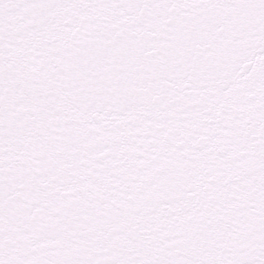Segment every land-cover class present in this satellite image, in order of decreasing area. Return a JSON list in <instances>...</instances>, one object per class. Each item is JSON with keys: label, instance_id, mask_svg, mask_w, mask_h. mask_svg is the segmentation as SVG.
Listing matches in <instances>:
<instances>
[{"label": "snow or ice", "instance_id": "obj_1", "mask_svg": "<svg viewBox=\"0 0 264 264\" xmlns=\"http://www.w3.org/2000/svg\"><path fill=\"white\" fill-rule=\"evenodd\" d=\"M0 264H264V0H0Z\"/></svg>", "mask_w": 264, "mask_h": 264}]
</instances>
